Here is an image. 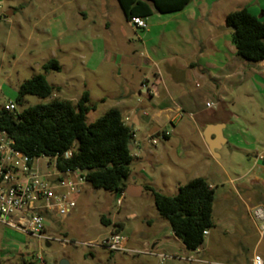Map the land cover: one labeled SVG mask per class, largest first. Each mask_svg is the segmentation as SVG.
Returning a JSON list of instances; mask_svg holds the SVG:
<instances>
[{"label": "rangeland", "instance_id": "374dc122", "mask_svg": "<svg viewBox=\"0 0 264 264\" xmlns=\"http://www.w3.org/2000/svg\"><path fill=\"white\" fill-rule=\"evenodd\" d=\"M245 8L264 21V0H194L181 12H154L147 19L149 29L140 30L126 21L118 0H0V110L10 102L20 112L49 102L51 99L32 95L23 104L16 101L20 86L42 74L54 88V98L76 104L85 91L89 92L91 105L96 107L87 115L89 123L118 109L124 118L133 114L143 117L139 140L156 135L161 128L171 132L176 127L179 133L184 129L190 140L202 144L194 136L195 125L189 115L183 113L177 125L164 119L159 124L153 119L154 106L165 100V91L162 99L146 98L139 93L141 82L144 78L151 82L158 68L168 63L183 65L191 39L203 38L209 46L211 38L219 34H224L223 41L232 38L226 17ZM149 57L157 65L146 64ZM54 59L61 72H45L43 66ZM245 64L236 85L224 93V106L236 115L244 133L247 129L257 133L264 131V65ZM196 84L203 82L193 81L191 86ZM125 122L129 124L130 119ZM155 139L158 150L165 144H179L175 137L169 143L164 138ZM167 154L162 151L163 160L157 167L151 157L148 172L157 190L174 197L179 185L166 170ZM45 161L38 159L35 166L44 170ZM240 165L235 169L243 175L246 169ZM180 178L183 185L189 182L186 176ZM120 197L85 184L74 196L77 206L68 218L46 220L47 239L0 222V264H245L258 241V252L264 255V230H256V223L248 218L244 220V227L250 231H246L247 236L241 231L235 235L212 229L205 237L206 246L199 250H189L174 240L170 241L172 249H161V241L155 238L170 224L159 215L152 193L145 190L139 197L125 195L118 207ZM228 198L232 209L224 200H217L216 213L238 220L244 202L239 197ZM103 216L111 220L110 226L102 224ZM115 230L127 239L125 252H112L101 245Z\"/></svg>", "mask_w": 264, "mask_h": 264}, {"label": "trees", "instance_id": "16d2710c", "mask_svg": "<svg viewBox=\"0 0 264 264\" xmlns=\"http://www.w3.org/2000/svg\"><path fill=\"white\" fill-rule=\"evenodd\" d=\"M193 1L118 0L129 23L133 17L148 19L154 12L184 11ZM226 26L231 31L239 59L264 62V21L245 8L229 13ZM43 70L61 72V66L54 59L45 64ZM29 95L51 100L21 112L0 110V125L18 150L31 158H55L61 171L81 170L86 174L87 183L95 189L118 194L126 191L134 160L131 147L135 132L118 109H111L89 123L87 115L96 109L91 105L89 92L85 91L76 104L54 98V88L42 74L20 86L17 103L23 104ZM68 153H71L70 157H67ZM146 190L152 193L159 215L169 222L174 235L189 250L200 249L205 242L204 233L215 226V195L208 181L202 177L194 178L181 185L174 197L153 187H146ZM101 222L105 226L112 224L105 216ZM118 226L123 228L121 224Z\"/></svg>", "mask_w": 264, "mask_h": 264}, {"label": "crops", "instance_id": "0c3cea01", "mask_svg": "<svg viewBox=\"0 0 264 264\" xmlns=\"http://www.w3.org/2000/svg\"><path fill=\"white\" fill-rule=\"evenodd\" d=\"M223 36L224 34H219L217 38H211L210 47L203 38L191 39L186 45L189 51L182 58L183 65H177L174 62L168 63L162 69L158 68V72L154 74V79L151 82L147 78L142 80L139 93L146 98L162 99L161 96L165 91V100L160 105L154 106L153 119L159 124L164 119L167 124L177 125L183 113L189 115L195 125L194 136L202 144L190 140L184 129L179 133L176 127L171 132L161 128L156 135L148 134L146 138L139 140L137 133L143 117L133 114L131 117L124 118L130 119L128 125L135 132L131 147L134 160L126 191L130 190L139 197L144 193L146 187L158 189L155 180L148 172L147 164L153 157L156 163V166L153 164L154 167L160 165L163 160L162 151H165L168 153L166 170L169 175L175 177L179 187L183 185L180 180V175H182L186 176L188 181L197 177L205 178L214 190L215 226L213 230L219 231L221 234L230 231L235 235L241 231L244 236H247L246 231H249V228L244 227L245 218L256 223V230L262 229L261 222L257 226L259 220L255 217L254 212L257 209L264 212V161L257 160L258 155L264 150V131L252 133L247 129L244 133L236 115L227 106H224V93L236 85L238 72L246 64L237 56L232 38L223 41L221 40ZM145 62L149 65L152 62L157 65V62H154V59L150 57ZM262 64L264 65V62ZM193 81L203 82V85L196 84L192 87ZM144 86L148 88L149 93L145 91ZM208 102L214 103V106L207 108L206 103ZM144 116L147 115L144 114ZM218 125H223L222 137L224 140L217 155L214 156L206 143L205 131L209 126ZM155 137L164 138L168 143L175 137L178 138L179 144L170 145V147L165 144L163 150H158V144L154 146L150 143V139H155ZM210 139L213 140L214 136H211ZM243 155H246L248 159H245ZM239 163L246 169L243 175L235 169L237 168L235 165ZM134 164L137 166L134 167ZM161 168L163 169V167ZM229 196L234 199L239 197V200L244 202L243 213L245 215L242 213L238 220L216 213L217 200H224L225 205H229L228 207L232 209V201L228 198ZM206 236H210L209 231ZM155 239L161 241L159 247L166 250L172 249L171 240L181 243L174 235L171 226L167 225ZM163 240H169V242ZM204 245L206 246V241L202 248ZM240 245L242 246V244ZM258 249L259 241L255 244L254 254L245 264H252L255 255H260L264 260V255L259 254ZM216 263L225 264L223 262Z\"/></svg>", "mask_w": 264, "mask_h": 264}, {"label": "built area", "instance_id": "2783aa9c", "mask_svg": "<svg viewBox=\"0 0 264 264\" xmlns=\"http://www.w3.org/2000/svg\"><path fill=\"white\" fill-rule=\"evenodd\" d=\"M130 23L135 29H149L145 18L133 17ZM144 88L147 93L150 92L146 86ZM213 106L212 102L206 103L207 108ZM2 110L19 112L13 102ZM150 143L154 146L158 144L154 138L150 139ZM70 156L71 153H68L67 157ZM42 158L46 159L44 170L35 166L36 160L41 158H31L18 150L11 136L0 125V222L38 239H47L46 220L49 217L63 220L71 215L77 206L74 196L87 184V177L79 169L59 170L55 158ZM257 160L264 161V150ZM120 195L118 207L122 205L126 191ZM254 215L264 230V212L257 209ZM204 234L208 235V232ZM126 242L127 239L115 230L101 245L112 252H125ZM252 264H264V260L255 255Z\"/></svg>", "mask_w": 264, "mask_h": 264}, {"label": "water", "instance_id": "95a60500", "mask_svg": "<svg viewBox=\"0 0 264 264\" xmlns=\"http://www.w3.org/2000/svg\"><path fill=\"white\" fill-rule=\"evenodd\" d=\"M222 127L223 125L209 126L205 131L206 143L210 149V152L214 156L217 155V151L219 150V147L221 146L224 140L222 137V129H223ZM211 136H214L213 140L210 139ZM126 195L130 197H137V195L133 194L130 190L126 191ZM61 264H68V263L66 261H62Z\"/></svg>", "mask_w": 264, "mask_h": 264}]
</instances>
